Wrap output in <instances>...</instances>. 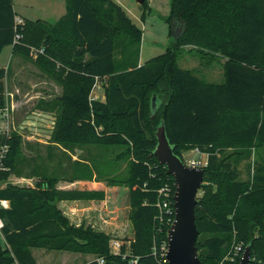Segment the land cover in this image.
<instances>
[{
    "label": "trees",
    "instance_id": "1",
    "mask_svg": "<svg viewBox=\"0 0 264 264\" xmlns=\"http://www.w3.org/2000/svg\"><path fill=\"white\" fill-rule=\"evenodd\" d=\"M65 4V14L52 26L28 19L16 25L12 0H0V53L11 45L13 55L30 59L31 49H41L33 64L61 87L59 97L37 103L38 109L55 113L50 159L53 148L65 154L87 147L112 156L98 153L99 168L93 159L89 165L74 162L71 178L64 177V168L51 177L45 171L34 187H21L7 183L8 178L19 176L23 166L33 174L38 170L23 157L21 136L0 132V148H8L1 159L8 171L0 170V200L9 202L0 209L5 242L0 264H37L33 249L94 256L84 264H98V258L103 264L134 259L136 264H168L164 250L173 203L172 213L161 219L156 203L159 188L168 185L172 200L175 187L153 155L160 123L183 162L182 154L189 150L207 156L194 209L201 263L238 264L248 246L250 264H264V0H170L165 18L169 35L173 38L177 29L182 34L163 54L141 65L142 32L119 4ZM142 7L141 19L149 10L147 0ZM187 46L209 59H224L222 83H207L178 66V54ZM5 75L0 67V109L6 104ZM98 82L104 101L91 97ZM251 156L255 171L241 180L238 163ZM123 161L124 176H106ZM93 171L106 184L128 189L131 236L119 254L111 252L115 239L109 234L71 224L57 207L61 200L102 199L101 192L55 189L60 179L90 180ZM235 246L241 248L238 254Z\"/></svg>",
    "mask_w": 264,
    "mask_h": 264
},
{
    "label": "crops",
    "instance_id": "2",
    "mask_svg": "<svg viewBox=\"0 0 264 264\" xmlns=\"http://www.w3.org/2000/svg\"><path fill=\"white\" fill-rule=\"evenodd\" d=\"M20 2H24L26 9H33V20H38L41 22H45L49 18H52L56 21L62 17L66 12V4L65 0H18ZM117 4H119L126 14L130 17V4L127 0H114ZM137 3V2H136ZM13 11L16 17H20L24 20L29 19V13L23 12L20 8H16L14 0H12ZM150 9V7L148 6ZM31 19V18H30ZM132 20V19H131ZM133 22V21H132ZM54 23V24H55ZM47 24V23H46ZM187 50L193 49L192 47H185ZM9 60V61H8ZM25 60L19 55H13L12 46H6L2 49L0 53V67L4 68L6 71L5 78L3 80L4 83V93L6 104L3 110H6L8 118V132L10 130V125L16 123L17 115L28 114L30 111V104L33 99H37L34 101L33 105L35 108V117L27 116L24 120H22L19 125H17L18 134L22 137L21 129L23 127H27L28 130L33 131H42V127H46V124L50 125L53 128L55 121V113L51 110H42L38 109L35 104L38 103L39 100H52L61 95V87L55 83L52 79L37 77L32 79L31 75L24 76L22 71L25 68H29L25 65ZM139 65L141 63L139 62ZM43 85V89L35 90L34 87H39V85ZM92 99L104 101L102 82H98L94 87L91 93ZM32 107V106H31ZM31 117V119H30ZM13 122V123H12ZM32 125V126H31ZM37 125V126H36ZM51 128V129H52ZM31 138V139H29ZM33 136L29 134L27 139L29 142V147L32 149L35 148L30 155L25 158L28 160L32 159V168H36L39 166V162L42 161V158L50 161V156L48 154L49 147L51 145L50 142H46L42 139H33ZM31 143V144H30ZM24 145V141L22 142ZM42 145V146H41ZM41 147L45 148V155H40L39 151L37 152L36 148L40 149ZM90 148H75L73 151L65 150V163H64V171L66 178L72 177V164L74 162H81L89 165L91 160L96 161L97 168L98 161L100 158L98 153L90 154L88 152ZM93 149V148H92ZM36 150V151H35ZM55 148L52 149V154H54ZM187 152L196 153L206 158V154L196 151L195 149L183 152L182 157L184 159V155ZM53 158V157H52ZM190 160V159H189ZM186 161V160H184ZM188 161V160H187ZM24 170L21 171L19 176L11 175L7 183L18 185L21 187H34L35 184L42 178L45 171L41 170L38 173H31L30 167L24 166ZM27 170V172H24ZM47 176H54L53 172H47ZM103 176L98 177L97 172L93 171L92 178L90 180H74L70 181L67 179H60L58 183L55 185L56 190L62 191H89V192H101L103 197L102 199H92V200H61L57 202V207L63 215L69 220V222L73 225H90L98 230L105 231V229L109 228V231H112L114 227H119L118 222L121 217H126L128 219L129 213V202H128V189L125 186H114L107 185ZM5 184V183H4ZM2 184L1 186H4ZM0 246L5 247V242L2 234L0 233ZM91 260H88L84 263H87Z\"/></svg>",
    "mask_w": 264,
    "mask_h": 264
},
{
    "label": "rangeland",
    "instance_id": "3",
    "mask_svg": "<svg viewBox=\"0 0 264 264\" xmlns=\"http://www.w3.org/2000/svg\"><path fill=\"white\" fill-rule=\"evenodd\" d=\"M16 8H20L23 12L29 13L28 20L35 21L33 19V9L29 8L26 9L23 5L24 2H20L18 0H14ZM130 4V17L133 21V23L139 27V29L142 32L141 40H140V47H139V57L138 61L141 64H144L149 59L163 54L168 48L172 46L173 38L169 35V29L168 24L165 21L166 16L169 12V2L170 0H147V5L150 7L149 10H147L144 14V18L141 19V15L144 11L142 5L136 3L135 0H127ZM30 59L24 58L25 65L29 68H25L22 73L24 76L31 75L32 79L41 77L48 79L49 77L40 71L34 64H33V58L36 57V55L30 54ZM9 61V60H8ZM224 62V59L221 57H216L213 60L209 59L207 56L201 55L196 50L191 49L187 50L185 47L181 49L180 53L177 57V64L180 68L190 70L193 72L194 75L198 76L200 79L207 83H213V84H220L223 82V72H222V63ZM42 84L39 85V87H34L35 90L37 89H43ZM34 101H37V99H33L30 104V111L28 114H22L17 115L16 117V123H13V125H10V132H16L17 125L24 120L27 116L32 115L31 117H35V108H34ZM37 107V104H35ZM32 106V107H31ZM30 117V119H31ZM32 126V125H31ZM37 126V125H36ZM15 128V129H14ZM50 125L46 124V127H42V131H33L28 130L27 127H23L21 129V133L23 135L22 142L24 141V145L22 144V155L25 158L26 156L30 155L32 151L35 148L29 147V142L27 139V136L31 134L33 136V139H42L46 141L47 143L50 142V135H51V129ZM31 139V138H29ZM31 144V143H30ZM42 146V145H41ZM37 152L39 151L40 155H45V148L41 147L40 149L36 148ZM35 150V151H36ZM88 152L90 154L92 153H99L103 154L104 157L107 159L111 158L112 155L110 154H104L98 152L96 149H88ZM262 157L264 158V151L260 153ZM184 160H194V161H200L203 162L205 160V157L198 155L196 153L187 152L184 155ZM106 159V160H107ZM65 163V154L62 149H55L53 158L48 161L44 158H42V161L39 162V166H36V169L38 171H47L53 174L57 175L60 174V169L64 168ZM256 158L253 156L250 157V159L241 160L238 163V169H239V178L241 180H247L251 177L253 172L256 168ZM2 165V164H1ZM26 167V166H25ZM101 168V167H100ZM24 166L22 167V170H24ZM2 171H8L5 167L3 169H0ZM108 170H111L109 174L106 176H124L126 172V163L123 161L119 163L118 165L109 168ZM24 172H27L25 170ZM108 185V184H107ZM201 190L199 189L196 194V198L198 199L201 196ZM119 227H114L112 231H109L108 229H105L106 232L109 233V235L117 240L120 244L126 243V248H128V241L127 238L131 236V226L130 222L126 217H121L120 221L117 223ZM97 229V228H96ZM125 240V241H124ZM237 246L233 248V251L235 250ZM32 254L36 260L37 264H84V262L88 260H92L94 258L93 255L90 254H81V253H71V252H59V251H50L45 249H33Z\"/></svg>",
    "mask_w": 264,
    "mask_h": 264
},
{
    "label": "water",
    "instance_id": "4",
    "mask_svg": "<svg viewBox=\"0 0 264 264\" xmlns=\"http://www.w3.org/2000/svg\"><path fill=\"white\" fill-rule=\"evenodd\" d=\"M142 5L144 0H135ZM46 23L54 25L55 20L49 18ZM182 34L181 29L173 33V40ZM156 98H151V108H155ZM153 113V112H152ZM152 117L153 114H152ZM156 146L153 155L160 165L166 168V173L173 179L175 191L173 194L174 219L167 231V251L165 260L168 264H202L197 255L196 239L198 232L195 226L194 209L197 203L196 194L203 183V168L187 166L173 153L163 123L155 130ZM238 264H250L249 247H245Z\"/></svg>",
    "mask_w": 264,
    "mask_h": 264
},
{
    "label": "built area",
    "instance_id": "5",
    "mask_svg": "<svg viewBox=\"0 0 264 264\" xmlns=\"http://www.w3.org/2000/svg\"><path fill=\"white\" fill-rule=\"evenodd\" d=\"M14 22L16 25H22L23 24V19L20 18V17H15L14 18ZM19 38V34L15 35L14 37V41H17ZM31 53L33 55H36L37 53H42V50L39 49V50H36V49H31ZM7 118H8V115H7V112L6 110H3V109H0V132L1 133H7L8 134V124H7ZM7 146L6 145H3L1 148H0V169H3L2 165H1V159L4 158L6 152H7ZM196 151H198L197 149H195ZM207 158V156H206ZM206 158L203 162H200V161H194V160H188V161H184V163L189 166V167H194V168H203L205 165H206ZM170 195H171V192H170V187L168 185H164L162 186L161 188L158 189V200H157V203H156V206L159 210V214H160V219H161V216L163 215H169L172 213V207H171V204L173 203V200H170ZM9 207V202L7 200H0V209H7ZM173 211H174V208H173ZM173 222V221H172ZM172 224V223H171ZM4 226V223L3 221L0 219V233H1V230ZM120 243L117 241V240H112L110 242V249H111V252L113 254H119L120 253ZM240 247L237 246L234 250V254H238V252L240 251ZM165 253H164V258H165V254H166V251H167V246L165 248ZM127 254H122L121 256L123 258L126 257ZM98 264H103V259L101 258H98L96 259ZM166 262V260H165ZM167 263V262H166ZM129 264H136V260H130L129 261Z\"/></svg>",
    "mask_w": 264,
    "mask_h": 264
}]
</instances>
